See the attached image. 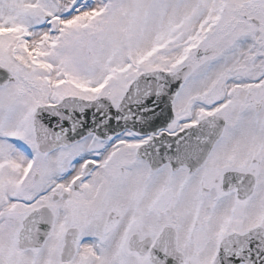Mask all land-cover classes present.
Returning <instances> with one entry per match:
<instances>
[{
  "label": "snow or ice",
  "instance_id": "1",
  "mask_svg": "<svg viewBox=\"0 0 264 264\" xmlns=\"http://www.w3.org/2000/svg\"><path fill=\"white\" fill-rule=\"evenodd\" d=\"M0 264H264V0H0Z\"/></svg>",
  "mask_w": 264,
  "mask_h": 264
}]
</instances>
